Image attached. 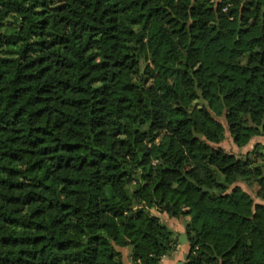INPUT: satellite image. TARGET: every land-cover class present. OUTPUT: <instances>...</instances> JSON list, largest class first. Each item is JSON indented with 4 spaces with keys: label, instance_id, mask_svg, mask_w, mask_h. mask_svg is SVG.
Wrapping results in <instances>:
<instances>
[{
    "label": "trees",
    "instance_id": "16d2710c",
    "mask_svg": "<svg viewBox=\"0 0 264 264\" xmlns=\"http://www.w3.org/2000/svg\"><path fill=\"white\" fill-rule=\"evenodd\" d=\"M226 131L264 138V0H0V264H159L152 211L183 264H264Z\"/></svg>",
    "mask_w": 264,
    "mask_h": 264
},
{
    "label": "rangeland",
    "instance_id": "374dc122",
    "mask_svg": "<svg viewBox=\"0 0 264 264\" xmlns=\"http://www.w3.org/2000/svg\"><path fill=\"white\" fill-rule=\"evenodd\" d=\"M107 43L111 44L112 42L110 40H108ZM219 120L225 125V122H224L223 119H219ZM256 142H261L262 145H264V138H254V139L252 138L251 141L245 147L238 148L237 146H235L233 144L232 139H231L228 131H226L224 141L221 142L217 147H220V148L224 149L227 153L234 154V155H236L237 157L240 158V157H243L247 152L252 151L253 150V146L255 145ZM237 185H239L244 191L249 193L252 198H255V194H254L255 186L253 185L252 182H250V181H240V182L237 183ZM256 202H259V201L256 200ZM152 212L154 214L159 215L161 217V219L164 220L163 221L164 223H165V220L167 222V221H170L172 219L167 214H162V213L158 214V213H156V211H152ZM181 220L175 219V222H177V223H178V221L182 222ZM166 225H167L168 228H170L169 224H166ZM174 232L177 234V242H178L177 244L179 245V248L180 249L184 248L188 244L185 232L184 231H181V232L174 231ZM123 256H124L125 259L128 257V252H127L126 249H123Z\"/></svg>",
    "mask_w": 264,
    "mask_h": 264
},
{
    "label": "crops",
    "instance_id": "0c3cea01",
    "mask_svg": "<svg viewBox=\"0 0 264 264\" xmlns=\"http://www.w3.org/2000/svg\"><path fill=\"white\" fill-rule=\"evenodd\" d=\"M261 143V142H258ZM262 144V143H261ZM172 220V221H171ZM170 221L165 220L166 224H169L170 228L174 231L185 232L184 223L183 222H175V219H171ZM164 221V220H163ZM189 251L188 244L184 248H179V245L177 244L176 249L167 254L166 256H163L161 260L159 261V264H183L184 260L187 258V254ZM124 264H132L128 259L123 260Z\"/></svg>",
    "mask_w": 264,
    "mask_h": 264
}]
</instances>
